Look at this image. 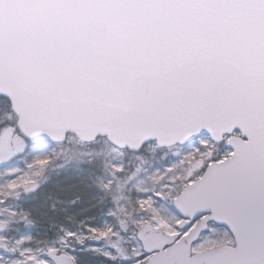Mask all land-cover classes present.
Instances as JSON below:
<instances>
[{
  "label": "snow or ice",
  "instance_id": "6c2138e0",
  "mask_svg": "<svg viewBox=\"0 0 264 264\" xmlns=\"http://www.w3.org/2000/svg\"><path fill=\"white\" fill-rule=\"evenodd\" d=\"M0 264H264V0H0Z\"/></svg>",
  "mask_w": 264,
  "mask_h": 264
},
{
  "label": "rangeland",
  "instance_id": "374dc122",
  "mask_svg": "<svg viewBox=\"0 0 264 264\" xmlns=\"http://www.w3.org/2000/svg\"><path fill=\"white\" fill-rule=\"evenodd\" d=\"M74 147H75V149H76L77 151H86V150H87L85 146H79V145H76V146H74ZM84 147H85V149H83Z\"/></svg>",
  "mask_w": 264,
  "mask_h": 264
},
{
  "label": "trees",
  "instance_id": "16d2710c",
  "mask_svg": "<svg viewBox=\"0 0 264 264\" xmlns=\"http://www.w3.org/2000/svg\"><path fill=\"white\" fill-rule=\"evenodd\" d=\"M86 147V146H85ZM85 147L83 149H85Z\"/></svg>",
  "mask_w": 264,
  "mask_h": 264
},
{
  "label": "water",
  "instance_id": "95a60500",
  "mask_svg": "<svg viewBox=\"0 0 264 264\" xmlns=\"http://www.w3.org/2000/svg\"><path fill=\"white\" fill-rule=\"evenodd\" d=\"M237 131H238V129H237Z\"/></svg>",
  "mask_w": 264,
  "mask_h": 264
}]
</instances>
